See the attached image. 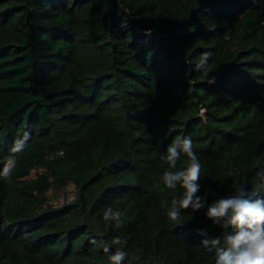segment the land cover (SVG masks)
<instances>
[{
    "label": "trees",
    "instance_id": "obj_1",
    "mask_svg": "<svg viewBox=\"0 0 264 264\" xmlns=\"http://www.w3.org/2000/svg\"><path fill=\"white\" fill-rule=\"evenodd\" d=\"M25 131L0 176V264H112L100 242L122 264H214L207 207L167 215L185 189L163 173L189 158L160 157L190 137L207 204L233 179L264 199V0H0V171Z\"/></svg>",
    "mask_w": 264,
    "mask_h": 264
},
{
    "label": "clouds",
    "instance_id": "obj_2",
    "mask_svg": "<svg viewBox=\"0 0 264 264\" xmlns=\"http://www.w3.org/2000/svg\"><path fill=\"white\" fill-rule=\"evenodd\" d=\"M146 35L151 34V29L146 30ZM212 56L211 52H204L195 64V71L200 73L202 79L208 83H214L215 77H210L214 68L209 64ZM31 139V133L25 131L23 136L14 141L10 149L9 157L5 158V163L0 176L8 179L16 166V154L21 153ZM186 155L190 163L180 171H165L163 173V183L169 189H175L177 184L185 189L183 197L174 199L167 215L171 221H180L184 210L190 209L193 213L207 207L206 216L213 225H218L223 229L220 236L205 238L201 244L209 251L215 249L213 257L214 264H264V199L251 197L257 192L249 193L243 183L233 179L231 193L207 204L206 199L199 195L201 180V164L197 154L193 151V141L190 137L177 138L166 149L164 155L160 157L171 168H175L181 156ZM235 171V170H234ZM234 173H229L233 176ZM261 183H264V168L256 173ZM121 211H113L111 207L104 212L105 221L115 222L114 227L119 228ZM97 244L95 239L90 241ZM126 236L117 235L112 239V245H119L121 248L127 245ZM98 247L105 254H110L109 259L112 264H122L127 253L117 249L111 251V246L105 242H100Z\"/></svg>",
    "mask_w": 264,
    "mask_h": 264
},
{
    "label": "rangeland",
    "instance_id": "obj_3",
    "mask_svg": "<svg viewBox=\"0 0 264 264\" xmlns=\"http://www.w3.org/2000/svg\"><path fill=\"white\" fill-rule=\"evenodd\" d=\"M71 190H72V186L67 187V193L69 195V198H72ZM61 200H62V197H59L58 201H61Z\"/></svg>",
    "mask_w": 264,
    "mask_h": 264
}]
</instances>
